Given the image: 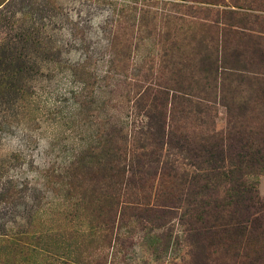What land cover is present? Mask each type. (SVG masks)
Instances as JSON below:
<instances>
[{
  "label": "rangeland",
  "instance_id": "1",
  "mask_svg": "<svg viewBox=\"0 0 264 264\" xmlns=\"http://www.w3.org/2000/svg\"><path fill=\"white\" fill-rule=\"evenodd\" d=\"M229 15L232 21L245 18L250 28L264 31V0H0V57H9L14 67L23 60L32 65L27 77L31 87L21 104L24 114L15 112L18 102L5 103L13 126L0 135V264H77L81 259L104 264L192 263L193 246L182 233L188 226L178 224L185 206L159 229L127 218L116 221L118 237L112 249L92 236L97 207L88 195L89 185L86 194L74 188V194L66 196L56 182L45 187L38 171L45 151L61 163L85 152L89 145L101 150L104 139H114L118 122L125 116L144 122L143 116L136 115L139 110L131 107L137 93L132 85L126 88L131 83L123 74L131 78L147 74L150 79L157 69L166 70L165 62L156 63L157 53L165 54L168 61L175 57L183 61L197 49H191L194 42L185 45L181 33H188L197 22L226 21ZM112 30L119 38L127 31L131 46L127 70L123 65L116 68L121 74L116 69L108 71ZM77 63L86 66L78 68ZM251 70L238 76L227 74L221 81L223 91L216 90L209 97L205 120L212 121L217 130L226 128L228 120L238 121L241 142L230 138L229 144L241 143L257 160L264 157V95L257 90V84L264 88V67ZM242 105L247 108L240 112ZM174 115L170 128L176 130L181 123ZM246 160L244 165L249 164ZM255 169L249 178L255 181L260 211L255 213V231L242 239L246 254L239 264H264V161ZM225 181L222 177L217 185L216 198L222 202L227 196ZM165 187L158 184L152 190L149 204L158 203L157 196ZM129 193V197H141L136 189ZM20 231L33 232V242L21 256L10 252L13 235ZM203 237L214 243L208 249H217V236Z\"/></svg>",
  "mask_w": 264,
  "mask_h": 264
},
{
  "label": "trees",
  "instance_id": "2",
  "mask_svg": "<svg viewBox=\"0 0 264 264\" xmlns=\"http://www.w3.org/2000/svg\"><path fill=\"white\" fill-rule=\"evenodd\" d=\"M232 18L229 15L226 21L197 22L188 33L182 32L184 44L185 40V45L194 42L191 49L197 50L191 51L193 55L183 61L182 57L168 61L165 54L157 53L156 63L165 62L166 70L157 69L150 79L147 74L132 78L123 74L131 83L126 88L130 90L132 85L137 93L131 107L139 110L136 115L143 116L144 122L137 123L125 116L118 122L114 139H104L101 150L89 145L85 152L69 161L56 163L57 157L45 151L38 171L45 179V187L56 182L70 196L74 194L71 189L85 193L89 185L88 195L97 207V221L91 225L97 243L115 248L113 240L115 243L118 236L114 224L120 219L148 222L153 224V229H159L165 227L171 214L185 206L186 212L180 213L178 224L188 226L182 233L188 235L186 240L193 246L191 264H213L214 261L215 264H239L246 254L241 242L255 231L254 217L260 211L255 181L249 176L255 175V168L264 157L256 160L244 151L241 143L229 144L230 138L241 142L238 121L228 120L226 128L217 130L212 121L205 120L210 111L209 97L216 90L223 91L221 81L227 74L238 76L253 71L252 67H264V31L250 28L245 18L239 17L237 21ZM172 34L177 36L175 31ZM127 35V31L123 32L119 38L117 31L112 30L108 71L116 72L122 65L127 70L131 49ZM244 48L249 55H245ZM3 58L0 57V135L6 127L13 126L5 103L18 102L19 105L14 104L15 112L24 114L21 104L27 100L26 91L31 87L27 77L32 69V65L25 64L28 61L23 60L14 67L9 57ZM167 62L171 65L168 68ZM75 66L82 68L86 64ZM257 87L263 96L264 88L261 84ZM248 88L252 90V86ZM246 108V105L239 106L240 112ZM173 113L180 117L181 125L176 130L170 128L175 118ZM247 157L250 158L246 160ZM245 160L249 164L244 165ZM222 177L228 185L226 202L216 198ZM158 184H165V190L157 196L158 203L149 204L151 192ZM131 189L140 191L141 197L127 196ZM159 197L163 198L162 203ZM204 235L218 237L217 249H208L214 243L205 242ZM13 236L10 252L21 256L23 250L30 248L33 232L20 231ZM215 252L218 254L213 256ZM81 260L76 263L104 264L100 260Z\"/></svg>",
  "mask_w": 264,
  "mask_h": 264
}]
</instances>
